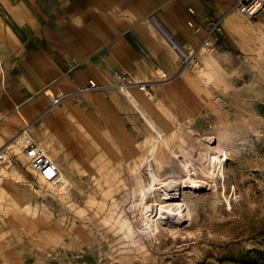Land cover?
Masks as SVG:
<instances>
[{"label": "rangeland", "instance_id": "rangeland-1", "mask_svg": "<svg viewBox=\"0 0 264 264\" xmlns=\"http://www.w3.org/2000/svg\"><path fill=\"white\" fill-rule=\"evenodd\" d=\"M239 15L220 57L200 50L183 70L185 89L156 98L158 68L131 88L142 112L118 89L109 109L67 97L69 123L43 137L56 185L3 147L0 264H264V11ZM173 183L191 225L157 218Z\"/></svg>", "mask_w": 264, "mask_h": 264}, {"label": "crops", "instance_id": "crops-1", "mask_svg": "<svg viewBox=\"0 0 264 264\" xmlns=\"http://www.w3.org/2000/svg\"><path fill=\"white\" fill-rule=\"evenodd\" d=\"M235 1L0 0V147L27 126L32 138L36 129L47 151L51 144L43 137L69 123L65 112L72 99L52 107L47 90L73 93L91 78L107 91L84 94L80 101L109 109V92H117L108 83L114 70L152 82L157 68L170 78L150 85L156 98L185 89V71L162 29L178 44L194 46L202 31L194 33L187 21L202 26L208 17L224 15L227 38L215 49L220 57L242 21L230 9Z\"/></svg>", "mask_w": 264, "mask_h": 264}, {"label": "built area", "instance_id": "built-area-1", "mask_svg": "<svg viewBox=\"0 0 264 264\" xmlns=\"http://www.w3.org/2000/svg\"><path fill=\"white\" fill-rule=\"evenodd\" d=\"M230 7L239 12L244 17L252 19L262 11H264V0H236ZM188 10L190 13L192 12V9ZM221 19V15L210 16L205 20V23L202 26L194 25L192 21H187L188 26L192 28L194 33L202 31V35L197 40L194 46H185L177 43L176 46L188 52L190 56L188 60H185V58L178 56L179 69H183L184 67L186 68L192 63L193 65H196L197 59L195 57L196 55H194L193 53V50L198 46L202 47L201 50L209 53L213 52L216 49V44L220 40L224 32ZM155 76V80L157 81H164L170 78V76H168L167 73L161 68H158V70H156ZM111 80V83L118 86L119 91L123 95L129 94L132 87L147 91V82L135 81L123 69L114 70L111 74ZM103 85L104 84H99L94 79L90 78L85 84L78 86L73 93L54 94L48 90L47 92L51 99V106H55L61 103L67 97L103 90ZM214 99L218 100V97H215ZM21 134L22 135L19 143L27 160L28 171L37 180H41L52 185H56L57 183H59L60 170L56 162L48 157L39 142L33 139L27 131L21 130ZM0 160H2L1 155Z\"/></svg>", "mask_w": 264, "mask_h": 264}, {"label": "bare ground", "instance_id": "bare-ground-1", "mask_svg": "<svg viewBox=\"0 0 264 264\" xmlns=\"http://www.w3.org/2000/svg\"><path fill=\"white\" fill-rule=\"evenodd\" d=\"M230 9L233 10V8L230 7ZM236 11V10H235ZM223 17L224 15L222 16V21H223ZM161 28V27H160ZM162 29V28H161ZM162 32L163 34L165 35V38L167 40V42L169 43V45H171L173 51L176 53L177 57L178 56H181L182 58H185V60H188L190 58L188 52H186L185 50L183 49H180L177 45V42L168 35V33L166 31H164L162 29ZM202 49V47H197L193 50V53L194 55H196L200 50ZM194 57V56H193ZM185 69V67L183 68ZM183 69H180V70H183ZM111 87L113 85V87H115L116 89H118V86H116L115 84H110ZM106 86V85H103V87ZM102 87V88H103ZM119 90V89H118ZM127 95V98L133 103V105L140 111V108L139 106H137V104L134 102V98L133 96L131 95V93L129 94H125ZM22 130H25L27 131V126H25ZM22 135L21 134V131L18 132L16 135ZM17 136L16 138V142L15 143H10V144H3V146L0 147V155L2 157V159L5 158V154L3 153V147L5 149H8V153L7 155H9L10 153L11 154H21L25 157L23 151H22V148L20 145H18V142L21 138V136ZM46 152V151H45ZM9 158V157H8ZM26 158V157H25ZM6 159V158H5ZM8 160V159H7ZM145 161V160H144ZM57 164V163H56ZM151 164V163H150ZM58 165V164H57ZM150 166V165H149ZM152 168V167H151ZM150 168V169H151ZM152 170V169H151ZM153 172V170H152ZM192 175H195V173L192 171H190L189 173H187V182L189 183L190 187H200L202 185V183H204L203 180L201 179H197L194 177H192ZM182 181V180H181ZM185 181V180H183ZM173 184H176V183H173ZM182 184V183H181ZM166 185V184H165ZM168 185V184H167ZM164 186V185H162ZM182 188H183V185H179L176 184L174 186H167L164 188L165 192H164V196H165V201L164 202H161L159 203V215H158V219H160V222L168 225V226H171V227H178L182 222H184L185 220H189L190 221V225L192 223V219L190 217H186L185 216V213L183 212V209L181 208L183 204H180L178 202H175V200H177V198L179 197V195L181 194V191H182ZM161 189V188H160ZM162 190V189H161ZM163 190V191H164ZM163 195V194H162ZM163 196V197H164ZM184 206V205H183ZM145 218H143V221H144ZM159 227V226H158ZM158 231H162V230H158ZM171 233V232H170ZM178 233L180 235V231L179 230H176L175 231V234ZM177 234V235H178ZM176 235V237L178 238V236ZM180 239V238H179Z\"/></svg>", "mask_w": 264, "mask_h": 264}]
</instances>
